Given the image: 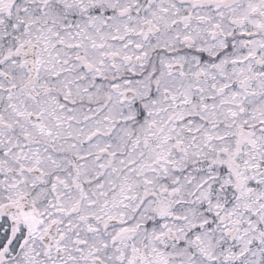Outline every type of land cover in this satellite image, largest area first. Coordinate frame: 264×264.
<instances>
[{
  "label": "snow or ice",
  "instance_id": "6c2138e0",
  "mask_svg": "<svg viewBox=\"0 0 264 264\" xmlns=\"http://www.w3.org/2000/svg\"><path fill=\"white\" fill-rule=\"evenodd\" d=\"M0 264H264V0H0Z\"/></svg>",
  "mask_w": 264,
  "mask_h": 264
}]
</instances>
